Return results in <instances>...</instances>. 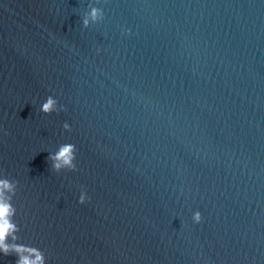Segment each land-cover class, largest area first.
Segmentation results:
<instances>
[{
	"label": "water",
	"instance_id": "water-1",
	"mask_svg": "<svg viewBox=\"0 0 264 264\" xmlns=\"http://www.w3.org/2000/svg\"><path fill=\"white\" fill-rule=\"evenodd\" d=\"M3 179L43 264H264V0H0Z\"/></svg>",
	"mask_w": 264,
	"mask_h": 264
},
{
	"label": "clouds",
	"instance_id": "clouds-1",
	"mask_svg": "<svg viewBox=\"0 0 264 264\" xmlns=\"http://www.w3.org/2000/svg\"><path fill=\"white\" fill-rule=\"evenodd\" d=\"M91 18L95 21L98 16H102L101 10L97 8L91 9ZM89 21L87 19L83 20V24L87 27ZM57 101L52 96L47 97L46 102L41 106V111L44 113H52L53 111H60L62 109L56 108ZM63 128L70 131V126L68 123H64ZM77 149L74 144L67 143L60 145L58 151L55 154H50L49 159L55 161L52 168L56 172H60L62 169H68L75 171L76 164L74 163L76 159ZM11 192L15 195L12 183L3 179L0 180V252L4 255H9L15 253L18 257L16 264H43V257L37 254L36 259L32 260L29 256L24 255L25 252H32L28 246L19 245L15 243L18 239L16 233L19 232L17 224L14 222L13 217L16 214V209L12 204V196H5V192ZM87 197L85 194H81L79 197V203H85ZM195 223H200L202 220L201 213L199 211L195 212L192 217ZM9 237H11L12 243H9Z\"/></svg>",
	"mask_w": 264,
	"mask_h": 264
}]
</instances>
